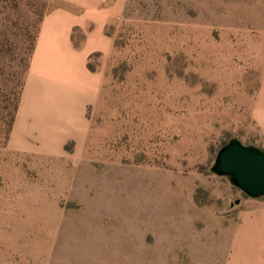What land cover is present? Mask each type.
I'll list each match as a JSON object with an SVG mask.
<instances>
[{
    "label": "rangeland",
    "instance_id": "obj_1",
    "mask_svg": "<svg viewBox=\"0 0 264 264\" xmlns=\"http://www.w3.org/2000/svg\"><path fill=\"white\" fill-rule=\"evenodd\" d=\"M60 5L0 0V264H229L253 200L210 169L231 139L264 151V0H126L83 154L46 158L9 124Z\"/></svg>",
    "mask_w": 264,
    "mask_h": 264
},
{
    "label": "crops",
    "instance_id": "obj_2",
    "mask_svg": "<svg viewBox=\"0 0 264 264\" xmlns=\"http://www.w3.org/2000/svg\"><path fill=\"white\" fill-rule=\"evenodd\" d=\"M58 1L62 5L40 23L8 145L33 156L80 157L90 129L88 112L98 100L114 52V37L107 30L124 16L126 0ZM252 119L264 149V65ZM251 200L229 264H264V196Z\"/></svg>",
    "mask_w": 264,
    "mask_h": 264
},
{
    "label": "water",
    "instance_id": "obj_3",
    "mask_svg": "<svg viewBox=\"0 0 264 264\" xmlns=\"http://www.w3.org/2000/svg\"><path fill=\"white\" fill-rule=\"evenodd\" d=\"M210 171L227 177L231 185L250 199L264 196V151L231 139L217 152Z\"/></svg>",
    "mask_w": 264,
    "mask_h": 264
},
{
    "label": "trees",
    "instance_id": "obj_4",
    "mask_svg": "<svg viewBox=\"0 0 264 264\" xmlns=\"http://www.w3.org/2000/svg\"><path fill=\"white\" fill-rule=\"evenodd\" d=\"M32 50H33V49H32ZM88 69H89V70H93V68H92L91 64H88ZM17 103H18V99H17V101H16V104L14 105V111H13V115L11 116V119H10V124H9L10 128H11V126H12V122H13L14 113H15V111H16V108H17ZM9 131H10V129H9Z\"/></svg>",
    "mask_w": 264,
    "mask_h": 264
}]
</instances>
